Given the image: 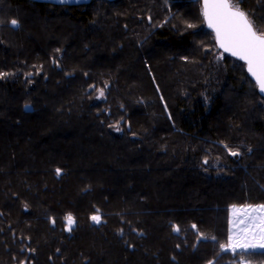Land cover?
I'll list each match as a JSON object with an SVG mask.
<instances>
[{"label":"trees","instance_id":"trees-1","mask_svg":"<svg viewBox=\"0 0 264 264\" xmlns=\"http://www.w3.org/2000/svg\"><path fill=\"white\" fill-rule=\"evenodd\" d=\"M0 73V264H264L220 247L264 205V97L200 0H0Z\"/></svg>","mask_w":264,"mask_h":264},{"label":"snow or ice","instance_id":"snow-or-ice-1","mask_svg":"<svg viewBox=\"0 0 264 264\" xmlns=\"http://www.w3.org/2000/svg\"><path fill=\"white\" fill-rule=\"evenodd\" d=\"M60 3L68 0H59ZM240 0H203V16L209 28L215 33L216 46L225 53L243 60L248 66V72L255 78L259 89L264 93V32L260 31L250 18V14L243 11L239 6ZM13 27L18 26V21H10ZM192 27V25H189ZM220 58H223L222 54ZM9 75L0 73V78ZM100 96L104 95L103 89L100 90ZM25 107H28L27 105ZM232 155L239 153L231 152ZM57 175L61 170H56ZM235 212L243 213L250 218L253 224L258 220L257 232L254 228H246L229 236L228 243L222 244V251L231 250L233 253L239 248L241 251H247L259 247L264 249V205L256 207L246 206L243 209H236ZM256 213L258 215H253ZM91 219L99 223L101 217L94 215ZM68 225L74 224V218L71 214L66 217ZM193 228L196 226L193 225ZM179 231V228H176ZM212 264V262H210ZM240 264H244L242 260Z\"/></svg>","mask_w":264,"mask_h":264},{"label":"water","instance_id":"water-1","mask_svg":"<svg viewBox=\"0 0 264 264\" xmlns=\"http://www.w3.org/2000/svg\"><path fill=\"white\" fill-rule=\"evenodd\" d=\"M28 1H31V2H34V3H38V4H46V5H51V6H57V7H78V6L88 5L92 0H68V2H65V3H60L59 0H28ZM105 1L114 2V1H117V0H105ZM200 6H201V12H202V10H203V0H200ZM202 20H203V24H204L205 29L213 35L214 43H215V46H216L215 33H214V31L211 28L208 27L207 22L204 19L203 13H202ZM216 49L218 51H220L221 53L227 55L229 58H231V59L243 64L247 76L249 77V79L256 86L257 93L261 97H264V93H262L260 91L259 86H258L255 78L248 72L247 64L243 60H240V59L230 55L229 53L223 52V50L218 48L217 46H216Z\"/></svg>","mask_w":264,"mask_h":264},{"label":"rangeland","instance_id":"rangeland-1","mask_svg":"<svg viewBox=\"0 0 264 264\" xmlns=\"http://www.w3.org/2000/svg\"><path fill=\"white\" fill-rule=\"evenodd\" d=\"M193 2H197L198 0H192ZM37 22V21H36ZM69 25V24H68ZM43 26V25H42ZM221 55L218 56V59L220 60ZM256 207V206H253ZM236 209H243L245 207H235ZM230 211V217L228 218V231L229 227L230 229V235L235 234L238 231L244 230L246 228H254L257 232L259 231V228L257 225L259 224V221L257 220L255 224L251 221L250 218L246 217L243 213L240 212H235L234 207L229 209ZM253 215H258L256 213H253ZM237 252H264V249H261L259 247L253 248V249H248L247 251H241V249L237 248ZM229 252H232L229 250ZM244 264H248L247 262L244 261Z\"/></svg>","mask_w":264,"mask_h":264},{"label":"crops","instance_id":"crops-1","mask_svg":"<svg viewBox=\"0 0 264 264\" xmlns=\"http://www.w3.org/2000/svg\"><path fill=\"white\" fill-rule=\"evenodd\" d=\"M230 215V211H229V214H228V218L230 217L229 216ZM230 229H231V227H229V231H230ZM228 231V240H229V236H230V232ZM228 243V242H227ZM227 252H229V251H227ZM237 252V251H236ZM230 253H233V252H230Z\"/></svg>","mask_w":264,"mask_h":264},{"label":"bare ground","instance_id":"bare-ground-1","mask_svg":"<svg viewBox=\"0 0 264 264\" xmlns=\"http://www.w3.org/2000/svg\"><path fill=\"white\" fill-rule=\"evenodd\" d=\"M225 86H226V85H225ZM16 187H17V186H16ZM20 188H21V187H20ZM14 189H15V187H14ZM17 189H18V188H16V190H17ZM16 190H15V191H16ZM12 191H13V188H12ZM191 228H192V227H191ZM0 234H1V233H0Z\"/></svg>","mask_w":264,"mask_h":264}]
</instances>
